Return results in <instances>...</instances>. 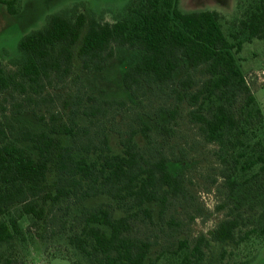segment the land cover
Returning <instances> with one entry per match:
<instances>
[{"label":"trees","instance_id":"trees-1","mask_svg":"<svg viewBox=\"0 0 264 264\" xmlns=\"http://www.w3.org/2000/svg\"><path fill=\"white\" fill-rule=\"evenodd\" d=\"M0 3L11 16L17 14L18 0ZM179 5L180 0H131L114 23L76 5L50 15L44 27L19 42L21 59L14 62L13 71L0 72V92H15L10 94L14 104L3 109L0 120V247L23 235L19 220L8 218L20 208L30 222V234L39 240L64 233L68 246L84 261L68 259L71 264H157L150 259L157 242L134 232L138 226L166 224L174 201L187 196V181L183 174L170 171V163L179 158L166 154L137 111L152 96L172 99L173 106L161 110L170 123L184 105L204 144L232 147V164L223 159L228 171L221 174L229 196L239 187L233 175L240 160L246 159L242 173L257 166L264 173L262 143L245 144L249 133L264 131V115L237 59L245 42H264V0H239V16L230 23L229 35L220 13H183ZM117 48L138 54L121 76L131 105L89 96L75 73V60L86 73L105 72ZM184 65L187 69L177 78ZM57 90L66 94H46ZM19 94L23 100H17ZM55 99L60 105L49 118L33 112L47 121L48 131L17 128L9 120L38 102ZM128 115L131 119L121 123L124 131L108 130L103 124L114 125L117 118L129 119ZM79 118L89 125H80ZM172 131L170 126L160 127L162 135ZM109 132L119 138V154L112 153ZM139 134L147 138L143 148L136 142ZM247 148L257 154L249 158L246 152L234 154ZM99 198L107 202L88 205ZM62 203L66 207L59 211L65 216L75 207L70 225L58 214ZM151 204L160 209L158 222ZM242 223L241 214L229 216L210 239L180 242L174 264H201L211 244L244 243L255 232L241 235ZM176 225L173 218L167 223L172 229ZM0 264L14 263L0 258Z\"/></svg>","mask_w":264,"mask_h":264},{"label":"rangeland","instance_id":"rangeland-1","mask_svg":"<svg viewBox=\"0 0 264 264\" xmlns=\"http://www.w3.org/2000/svg\"><path fill=\"white\" fill-rule=\"evenodd\" d=\"M1 1V0H0ZM9 1V0H6ZM131 0H18L15 6L17 14L11 16L7 6L0 3V72L9 73L14 70V62L21 59L18 50L19 42L33 31L40 30L46 24L50 15L60 11L71 9L76 5L86 7L89 11L100 17L104 22L114 23L122 17L123 9ZM239 0H180V10L183 13L215 11L220 13L226 20L223 30L229 35L230 23L238 16L237 4ZM138 54L127 48H117L115 57L110 62L108 69L101 74H89L82 70L80 63L75 60V73L81 78L89 96L96 97L101 101L116 100L125 101L131 105L130 97L124 91L121 76L137 59ZM242 72L247 75L251 72L264 71V42L253 40L245 42L240 55L237 56ZM187 69L186 65L179 71L177 78L182 76ZM253 91L264 115V84L253 83ZM73 88V87H72ZM76 90V88H73ZM66 94L65 90L47 91L46 94ZM10 94L15 92H0V120L3 118V109L14 104ZM17 100L22 97L19 94ZM23 100V99H22ZM174 102L169 96H152L146 103L137 107L146 122L155 132L159 146L172 158L179 161L169 165L170 171L175 174H183L187 181V196L183 200L174 201L167 215L166 224L160 227L138 226L135 236L151 238L157 242L150 259L157 264H174L178 259L177 251L180 242L194 241L204 236L210 239L216 226L229 216L241 214L243 216L242 233L254 231L250 238L240 245L235 244H211L205 249L204 259L201 264H264V173L261 166L242 173L240 167L246 159L240 160L241 165L234 173L233 178L239 182V187L233 196L228 195V189L222 179V171H228V166L223 159L230 160L233 149L230 145L220 149L216 145L204 144L199 135L198 127L189 117V109L186 106L180 108V114L175 122L169 121L161 110L172 107ZM60 102H38L18 116L10 115L9 120L17 127L26 126L32 131H48L47 121H40L34 115L45 116L58 110ZM135 105V104H132ZM34 112V113H33ZM129 116V115H128ZM129 119L117 118L113 125L104 122L108 130L124 131V125ZM78 123L88 126L85 118H79ZM161 126H170L172 133L169 136L160 134ZM109 144L113 154H119L121 147L118 136L109 132ZM246 146H252L257 140L264 147V131L249 133L246 137ZM147 138L145 134H139L136 142L143 148ZM65 144H70L66 141ZM246 152L247 158L257 153H252L249 148L238 149L237 153ZM184 155V156H183ZM232 164V163H231ZM107 202L105 198H99L88 203L95 206ZM224 206V209L218 208ZM66 203L59 206L58 214L62 222L71 224L76 215L75 207H72L68 216L64 215ZM154 210L155 221H159V207L155 204L148 206ZM9 219L17 218L22 229L19 236L9 246L0 247V258L9 260L14 264H71L84 262L81 256L68 246L64 233L41 241L30 234V222L27 217L20 214V208H15L8 216ZM175 220L173 229L167 226L170 219ZM43 232V229L39 231Z\"/></svg>","mask_w":264,"mask_h":264},{"label":"built area","instance_id":"built-area-1","mask_svg":"<svg viewBox=\"0 0 264 264\" xmlns=\"http://www.w3.org/2000/svg\"><path fill=\"white\" fill-rule=\"evenodd\" d=\"M245 79L249 86H253V83L264 84V71L251 72L245 75Z\"/></svg>","mask_w":264,"mask_h":264}]
</instances>
